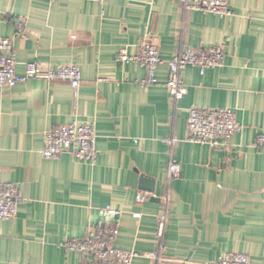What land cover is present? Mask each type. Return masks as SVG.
<instances>
[{
    "label": "crops",
    "instance_id": "obj_1",
    "mask_svg": "<svg viewBox=\"0 0 264 264\" xmlns=\"http://www.w3.org/2000/svg\"><path fill=\"white\" fill-rule=\"evenodd\" d=\"M228 4L231 15L221 18L175 0H0V37L12 40L18 76L35 63L74 65L82 78L76 90L43 80L0 88V183L22 199L0 221V264H86L61 244L86 237L105 207L120 212L114 246L138 255L131 264H155L148 254L159 264H213L226 253L264 264V148L255 146L264 131V0ZM145 36L163 61L148 88L144 68L118 60L123 50L135 56ZM217 45L225 46L223 66L182 70L186 92L174 101L167 61ZM192 107L229 109L241 131L213 150L187 142ZM72 122L93 124L95 160L71 150L44 159L45 133ZM171 137L179 175L168 184L163 141ZM134 174L153 180V192L133 186ZM138 194L147 201L136 202Z\"/></svg>",
    "mask_w": 264,
    "mask_h": 264
},
{
    "label": "built area",
    "instance_id": "obj_2",
    "mask_svg": "<svg viewBox=\"0 0 264 264\" xmlns=\"http://www.w3.org/2000/svg\"><path fill=\"white\" fill-rule=\"evenodd\" d=\"M103 3L105 0H87ZM183 11H197L227 18L231 15L228 0H175ZM18 37H24L22 24H17ZM118 60L122 63H135L146 70V78L140 83L143 88L155 85V72L163 61L159 57L157 46L150 36H145L138 45V53L130 56L125 50L121 51ZM225 60V46H209L187 48L179 51L167 61L168 79L166 89L174 101H179L186 90L180 78V73L187 67H195L203 75L206 70L220 68ZM17 60L12 40L0 37V88H12L29 80L47 82H65L73 90L81 83V72L74 65L52 66L41 70L35 63L24 65V74H16ZM186 141L216 149L221 141H228L241 131V125L236 115L229 109H208L192 107L187 116ZM95 130L91 122H72L52 128L44 135V147L41 155L46 160H56L62 153L71 150L82 161L93 162L96 158ZM178 140L171 137L163 141L168 148L167 183L177 179L179 165L173 158V148ZM257 148H264V131L256 140ZM147 196L138 194L136 202L144 203ZM19 191L13 184L0 183V221L12 219L21 203ZM100 220L90 225L88 234L83 239H69L61 244L65 253L75 252L87 257L86 264H131L138 256L133 251H125L114 246L118 235L120 212L110 207L98 210ZM134 218H139L134 215ZM166 214L158 217L156 237L161 240L164 235ZM264 246V239H263ZM147 258L160 263V258L148 254ZM213 264H253L249 256L244 254L226 253Z\"/></svg>",
    "mask_w": 264,
    "mask_h": 264
},
{
    "label": "water",
    "instance_id": "obj_3",
    "mask_svg": "<svg viewBox=\"0 0 264 264\" xmlns=\"http://www.w3.org/2000/svg\"><path fill=\"white\" fill-rule=\"evenodd\" d=\"M132 185H138L139 189L146 191L148 193H152L154 190V181L144 178L142 176H138L134 174L132 176Z\"/></svg>",
    "mask_w": 264,
    "mask_h": 264
}]
</instances>
